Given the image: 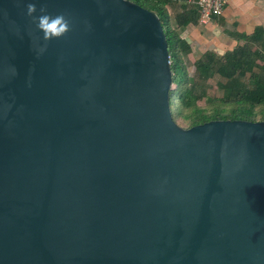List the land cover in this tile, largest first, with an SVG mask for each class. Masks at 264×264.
Instances as JSON below:
<instances>
[{"label":"water","instance_id":"95a60500","mask_svg":"<svg viewBox=\"0 0 264 264\" xmlns=\"http://www.w3.org/2000/svg\"><path fill=\"white\" fill-rule=\"evenodd\" d=\"M172 83L132 0H0V264H264V120Z\"/></svg>","mask_w":264,"mask_h":264},{"label":"trees","instance_id":"16d2710c","mask_svg":"<svg viewBox=\"0 0 264 264\" xmlns=\"http://www.w3.org/2000/svg\"><path fill=\"white\" fill-rule=\"evenodd\" d=\"M132 1L162 19L173 71L170 100L178 124L190 127L209 120H264V28H258L252 36L240 37L245 44L224 56L215 52L197 56L181 32L200 21L199 0ZM186 57L194 60V76L185 65ZM216 75L226 82L221 86L223 97L213 100L206 98L207 91L201 90L200 83ZM204 99L207 102L203 105Z\"/></svg>","mask_w":264,"mask_h":264},{"label":"crops","instance_id":"0c3cea01","mask_svg":"<svg viewBox=\"0 0 264 264\" xmlns=\"http://www.w3.org/2000/svg\"><path fill=\"white\" fill-rule=\"evenodd\" d=\"M258 28H264V0H231L224 14L210 25L199 21L184 29L181 36L197 56L208 52L224 56L245 44L240 37L252 36Z\"/></svg>","mask_w":264,"mask_h":264},{"label":"rangeland","instance_id":"374dc122","mask_svg":"<svg viewBox=\"0 0 264 264\" xmlns=\"http://www.w3.org/2000/svg\"><path fill=\"white\" fill-rule=\"evenodd\" d=\"M171 12H172V16H174L173 9L169 10V13H171ZM185 65L188 69V72L192 76H194L195 75L194 60H191L190 57H186L185 58ZM225 82L226 81H224V79L222 77H220V75H216L215 77L210 78L206 82L201 81V83H200L201 87L200 88H201V90L204 89L207 91L206 98L210 97L213 100L220 99L224 95V91L221 88V86L224 85ZM198 93H201L200 89L198 90ZM205 102H207L206 99L203 100V105L205 104ZM177 109H178L177 111L179 112V109H180L179 105H177ZM185 127H188V126H185Z\"/></svg>","mask_w":264,"mask_h":264},{"label":"built area","instance_id":"2783aa9c","mask_svg":"<svg viewBox=\"0 0 264 264\" xmlns=\"http://www.w3.org/2000/svg\"><path fill=\"white\" fill-rule=\"evenodd\" d=\"M231 0H199L201 8L200 22L202 25H210L214 19L224 14Z\"/></svg>","mask_w":264,"mask_h":264}]
</instances>
